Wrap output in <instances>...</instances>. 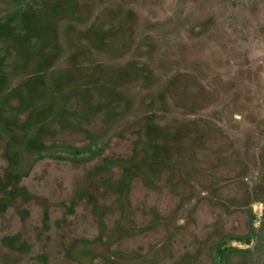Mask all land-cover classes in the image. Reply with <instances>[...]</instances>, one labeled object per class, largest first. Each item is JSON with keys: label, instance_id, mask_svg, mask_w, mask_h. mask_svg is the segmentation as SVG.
Returning <instances> with one entry per match:
<instances>
[{"label": "rangeland", "instance_id": "rangeland-1", "mask_svg": "<svg viewBox=\"0 0 264 264\" xmlns=\"http://www.w3.org/2000/svg\"><path fill=\"white\" fill-rule=\"evenodd\" d=\"M220 244L264 264V0H0V264Z\"/></svg>", "mask_w": 264, "mask_h": 264}, {"label": "trees", "instance_id": "trees-1", "mask_svg": "<svg viewBox=\"0 0 264 264\" xmlns=\"http://www.w3.org/2000/svg\"><path fill=\"white\" fill-rule=\"evenodd\" d=\"M80 154H82L81 151H79V150H75V151H74V158H73V159H74V160L77 159L78 156H79ZM233 239H235V240H237V241H245V240H246V242H250V239H249V238L243 240L242 238H237V237H235V238H233ZM216 249H217L216 258L219 259V262H220L221 264H225V259H226V256H227V254H228L230 248H227V247H225L223 244H220V245L217 246Z\"/></svg>", "mask_w": 264, "mask_h": 264}]
</instances>
